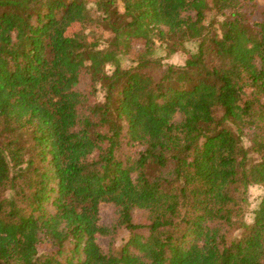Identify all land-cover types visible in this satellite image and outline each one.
<instances>
[{"label":"trees","instance_id":"16d2710c","mask_svg":"<svg viewBox=\"0 0 264 264\" xmlns=\"http://www.w3.org/2000/svg\"><path fill=\"white\" fill-rule=\"evenodd\" d=\"M0 264H264V4L0 0Z\"/></svg>","mask_w":264,"mask_h":264},{"label":"rangeland","instance_id":"374dc122","mask_svg":"<svg viewBox=\"0 0 264 264\" xmlns=\"http://www.w3.org/2000/svg\"><path fill=\"white\" fill-rule=\"evenodd\" d=\"M260 4H264V0H258ZM209 20H219L215 19V16L213 15V12L209 10V13L207 14V21ZM72 31L75 32H81L86 36L87 39H96L98 36L103 33L101 28L97 27H91V26H85V25H76L72 28ZM104 36L107 37L109 34L104 33ZM106 44V42H103V45ZM135 46V49H140L142 46L139 42L133 43ZM188 47L192 49L193 47L191 44H188ZM165 50L162 46L156 42L155 50L153 56L155 57H165ZM169 63L175 64V65H183L186 58V53L182 51H178L170 56H166ZM124 65H132L133 62H131L130 56H125L122 60ZM112 65H108L106 69L108 71H111ZM97 100H101L103 97V92L101 90L97 91ZM261 189L259 187H253L249 189V201L250 206L245 214V221L246 223H250L253 218V209L258 203V200L261 195ZM118 221V213L117 209L110 203H102L100 205L99 210V224L104 227H110L112 228V231L110 234L105 236H99L98 237V243L100 246L106 251L110 246H113L115 249H120L129 239L132 237L131 233L125 229L122 226L117 225ZM147 215L144 210H135L134 211V222L135 223H147ZM116 223V226H115ZM135 234L141 238H145L148 234L147 230L145 228L138 229ZM51 248L48 245L40 246L39 251H50ZM130 251L133 253H136L134 247H130Z\"/></svg>","mask_w":264,"mask_h":264}]
</instances>
